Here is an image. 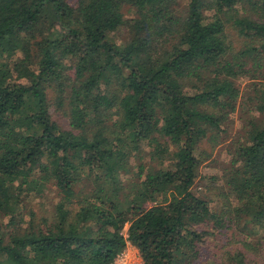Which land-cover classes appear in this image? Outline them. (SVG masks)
<instances>
[{
  "label": "trees",
  "instance_id": "obj_1",
  "mask_svg": "<svg viewBox=\"0 0 264 264\" xmlns=\"http://www.w3.org/2000/svg\"><path fill=\"white\" fill-rule=\"evenodd\" d=\"M242 104L212 207L202 145ZM212 237L264 264V0H0V264H197Z\"/></svg>",
  "mask_w": 264,
  "mask_h": 264
},
{
  "label": "rangeland",
  "instance_id": "obj_2",
  "mask_svg": "<svg viewBox=\"0 0 264 264\" xmlns=\"http://www.w3.org/2000/svg\"><path fill=\"white\" fill-rule=\"evenodd\" d=\"M127 16H134L135 12L133 10L126 11ZM128 31L127 28H122L119 31H116L112 34V38L116 41L125 40L124 38L127 36ZM230 38L237 42V37L235 36V32L233 29H229ZM235 46V48L237 47ZM240 86L243 89H247L248 81H240ZM53 98V94L50 95ZM246 100H244L245 102ZM243 103V100L241 101ZM52 112H55V119L59 121V123L66 127L68 125V118L63 114L62 111L57 110L55 106L51 108ZM243 104L240 105V108H236L234 112L229 115V120L226 125L228 130V136L224 137L220 143L212 146L209 142H204L202 148L206 149L208 152V156L203 160L201 166L198 171V177L193 186V191L207 199L210 200V204L212 207H220L223 202H225L224 192V170L228 166L231 161L232 155L230 149L232 147L233 140L237 135L238 131L243 126V118L247 113H243ZM59 196L55 190V188H49L47 192L42 197H37L34 199H30L28 202L29 207H33L39 214H44L48 209H50L52 202H57ZM27 210V209H26ZM9 221V217H5L2 220L3 226ZM127 228H125V234L127 235ZM228 238H224V242L227 241ZM219 239L214 237L207 239V244L203 249V258L197 264H209L208 257L211 256L210 264H212V259L214 258V251H217L220 242ZM251 240V239H250ZM252 241L256 242L255 239Z\"/></svg>",
  "mask_w": 264,
  "mask_h": 264
},
{
  "label": "built area",
  "instance_id": "obj_3",
  "mask_svg": "<svg viewBox=\"0 0 264 264\" xmlns=\"http://www.w3.org/2000/svg\"><path fill=\"white\" fill-rule=\"evenodd\" d=\"M111 264H144V259L139 248L128 240L126 247Z\"/></svg>",
  "mask_w": 264,
  "mask_h": 264
}]
</instances>
